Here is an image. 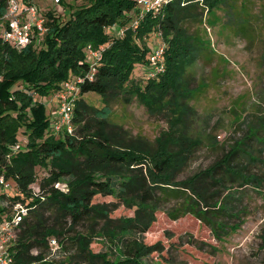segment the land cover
Masks as SVG:
<instances>
[{
    "label": "trees",
    "instance_id": "16d2710c",
    "mask_svg": "<svg viewBox=\"0 0 264 264\" xmlns=\"http://www.w3.org/2000/svg\"><path fill=\"white\" fill-rule=\"evenodd\" d=\"M230 1L168 0L154 16L140 9L145 5L140 0H86L67 16L46 12L49 28L40 48L17 50L3 37L10 0H0V176L13 178L17 188L16 194H0V201L10 204L0 205V220L10 218L9 207L18 203L27 209L15 227L16 243L8 248L13 264H149L146 258L162 251V244L146 243L145 234L171 201L176 204L162 210L170 219L192 214L221 236L218 214L228 213L221 189L236 182L260 187L264 180L239 161L249 154L232 147L206 169L178 178L205 144L202 136L188 132L194 109L189 100L196 89L189 71L204 49L194 31L203 25L205 9L228 8L238 34H248L252 22H259L242 17L245 6ZM158 32L166 43L161 72L147 65L154 50L145 41ZM89 45L100 46L98 59L88 58ZM262 58L264 66V53ZM137 66L143 81L132 77ZM151 71L159 75L151 79ZM65 80L78 87L73 133L49 129L46 107L36 97L60 90ZM19 84L24 88H13ZM86 93L99 95L104 105L89 102ZM119 97L171 114L155 144L128 136L113 121L111 101ZM21 130L28 136L27 149L11 156ZM39 167L48 174L39 177ZM99 195L112 196L134 214L112 218L118 203L96 201ZM97 236L106 239L108 250L93 249Z\"/></svg>",
    "mask_w": 264,
    "mask_h": 264
},
{
    "label": "rangeland",
    "instance_id": "374dc122",
    "mask_svg": "<svg viewBox=\"0 0 264 264\" xmlns=\"http://www.w3.org/2000/svg\"><path fill=\"white\" fill-rule=\"evenodd\" d=\"M36 3L44 10L42 14L46 18V31L38 33L32 43L40 48L42 38L44 39L49 28L46 12L54 11L61 16H67L73 9L85 4L86 0H61V3L37 0ZM229 3L244 5L245 13L241 16L254 17L259 22H252V29L248 34H238L234 30L237 26L234 16L229 15L231 11L228 8L217 7L212 12L205 9L204 23L194 31L204 40V49L189 71L192 86L196 89L193 98L189 100L194 109L188 116L191 123L188 132L202 136L205 144L198 148L178 180L211 166L232 147L240 148L257 158V161H251L250 156L245 154L239 161L246 165L248 171L259 173L264 178V0H231ZM139 7L142 10L144 5L139 4ZM162 11L163 4L155 8L151 5L147 9L154 16ZM136 18L135 15L132 23ZM156 33L145 38L146 42L153 45V50L162 43L163 38L161 33L158 32L159 37ZM162 45H166L164 38ZM89 46L93 53L99 52L101 55L100 46ZM87 54L92 60L93 56L88 49ZM152 63L154 64L153 59H149V68ZM160 68L161 65L156 63L155 69ZM158 75L151 72L147 76L154 79ZM141 76L142 72L137 66L132 77L134 80L143 81ZM17 87L24 88L22 84L13 88ZM60 94L61 89L45 96L35 95L46 107L50 118L49 129H52L57 117ZM84 97L91 103L104 105L103 98L95 93H86ZM111 104L114 110L113 121L130 137H140L155 144L157 137L169 127L171 114L168 111H148L136 98L126 102L119 97L112 100ZM159 108L160 105L154 110ZM255 130L258 131L257 134L252 135ZM27 137L22 130L19 132L17 142L10 146L11 156L15 155L12 152L27 149ZM38 173L39 177L48 174L43 168ZM7 182V187L0 184V194H16L15 180L10 178ZM232 186L231 189H221L222 195H227L225 200L228 213L218 214L223 229L219 238L207 224L192 214L177 220L170 219L162 210L171 208L176 201L164 204L144 239L148 244L161 242L162 251L153 252L146 261L149 264H264V180L260 187L255 184L242 186L239 182ZM34 190L40 191L35 186ZM96 201L118 203L117 208L111 212L112 218L134 214V208L117 202L112 196L99 195ZM0 205L10 206L6 201H0ZM9 209L11 218L16 209ZM2 213L0 212V218H3ZM78 228L84 229L81 226ZM11 242L16 243V237ZM92 246L95 251L108 250V242L102 236H97ZM53 247L56 248L57 243H53Z\"/></svg>",
    "mask_w": 264,
    "mask_h": 264
},
{
    "label": "built area",
    "instance_id": "2783aa9c",
    "mask_svg": "<svg viewBox=\"0 0 264 264\" xmlns=\"http://www.w3.org/2000/svg\"><path fill=\"white\" fill-rule=\"evenodd\" d=\"M37 0H10V5L8 13L6 15L7 24L3 31V37L9 45L17 50H22L25 47L31 45L33 40L38 33H43L46 31L45 22L46 18L43 16L42 8L36 3ZM56 3H61V0H54ZM140 0L144 3L145 9H149L152 5L153 8L157 6H162L168 0ZM162 3V4H161ZM123 32V31H121ZM88 48V47H87ZM89 52L92 54L93 59H98L101 55L99 52L92 51L91 47L88 48ZM164 46L157 47L151 54L150 59H153L155 69V64L161 65L160 69H155L156 72L164 71ZM153 72V71H151ZM150 72V73H151ZM156 72L155 73L156 75ZM79 82L81 79L78 80ZM62 94L58 95L60 98V104L57 110V117L54 121V131L73 133L74 124V102L78 94V87L71 80H66L61 88ZM8 180L4 176H0V184L4 186H9ZM16 213L11 218H5L0 220V264H13V258L10 255L9 246L14 244L11 242L12 238L17 239L15 232V227L21 222L22 217L27 213V209L24 205L18 203L15 206ZM55 243V242H54Z\"/></svg>",
    "mask_w": 264,
    "mask_h": 264
},
{
    "label": "crops",
    "instance_id": "0c3cea01",
    "mask_svg": "<svg viewBox=\"0 0 264 264\" xmlns=\"http://www.w3.org/2000/svg\"><path fill=\"white\" fill-rule=\"evenodd\" d=\"M41 4V3H40ZM41 6H43L42 4H41Z\"/></svg>",
    "mask_w": 264,
    "mask_h": 264
}]
</instances>
